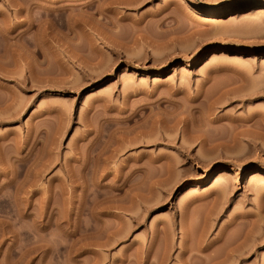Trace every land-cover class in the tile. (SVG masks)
<instances>
[{"label":"rangeland","instance_id":"374dc122","mask_svg":"<svg viewBox=\"0 0 264 264\" xmlns=\"http://www.w3.org/2000/svg\"><path fill=\"white\" fill-rule=\"evenodd\" d=\"M260 10L0 0V264H264Z\"/></svg>","mask_w":264,"mask_h":264},{"label":"bare ground","instance_id":"6f19581e","mask_svg":"<svg viewBox=\"0 0 264 264\" xmlns=\"http://www.w3.org/2000/svg\"><path fill=\"white\" fill-rule=\"evenodd\" d=\"M99 9V8H98ZM101 10H102V7H101ZM261 11V10H260ZM262 11H264V10H262ZM261 11V12H262ZM257 13V12H256ZM257 14H259V13H257ZM263 14H264V12H263ZM164 67H165V65H164ZM240 78H241V75H240ZM243 78V77H242ZM243 80V79H242ZM250 117H251V115H250ZM248 125V124H247ZM249 129V128H248ZM241 130V129H240ZM245 131H246V129H245ZM245 131L243 132V133H245ZM237 132V131H236ZM241 132V131H240ZM242 133V132H241ZM234 135V134H233ZM235 136V135H234ZM233 136V137H234ZM236 138V137H235ZM233 139V138H232ZM236 140V139H235ZM230 141V140H229ZM229 143V142H228ZM236 143H237V141H236ZM236 143H234V144H236ZM241 144V143H240ZM228 145V144H227ZM230 145V144H229ZM233 145V144H232ZM235 146V145H234ZM238 146V145H237ZM88 160V159H87ZM153 160V159H152ZM86 163V162H85ZM234 174L235 173H233V170H228V171H224V172H221L220 174H219V176L218 177H221V180L222 179H224V181H230V180H232L233 179V177H234ZM258 175V174H257ZM256 175V176H257ZM155 176V175H154ZM262 177V180L260 179ZM232 178V179H231ZM258 178V177H257ZM155 179V178H154ZM259 179L261 180V181H264V174L263 175H261L260 177H259ZM11 181V180H10ZM12 182V181H11ZM223 182V181H222ZM114 187V186H113ZM128 189H130V188H128ZM134 191V190H133ZM136 192V191H135ZM240 244V243H239ZM243 244V243H242ZM245 246V245H244ZM240 247V246H239ZM234 248V247H233ZM233 248H232V250H233ZM236 248V247H235ZM234 248V249H235ZM241 249V248H240ZM235 250H237V248L235 249ZM242 251V250H241ZM243 252V251H242ZM242 252L240 253V252H236V253H234L233 251L231 252V255H229L228 254V256H229V258H227L229 261H227L229 264H231L230 262H234V261H237V260H241L242 258ZM247 252V251H246ZM228 253V252H227ZM199 256V255H198ZM215 262V261H214ZM243 262V261H242ZM210 263V262H209ZM208 263V264H209ZM216 263H218V262H216ZM220 264V263H219ZM223 264V263H222Z\"/></svg>","mask_w":264,"mask_h":264}]
</instances>
